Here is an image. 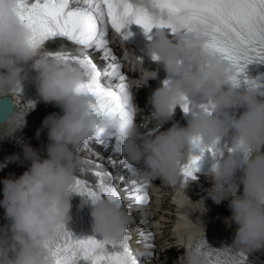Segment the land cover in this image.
I'll return each mask as SVG.
<instances>
[{
	"label": "clouds",
	"instance_id": "9594fccd",
	"mask_svg": "<svg viewBox=\"0 0 264 264\" xmlns=\"http://www.w3.org/2000/svg\"><path fill=\"white\" fill-rule=\"evenodd\" d=\"M14 7L15 0H0V93H17L22 69L30 64L36 73L33 82L37 95L45 104L59 107L63 114L53 113L44 119L37 139L46 130L47 142L40 148L17 140L21 153L0 163V171L10 163L26 167L22 175L0 179L4 220L0 224V264H52L51 258L44 259V245L70 223L73 185L81 170L77 149L93 141L98 128L108 135L112 130L119 133L122 155L127 163H143V179L178 188L189 200L182 168L231 133L232 147L223 149L206 178L210 184L207 196L217 205L228 202L231 215L225 224L236 226L233 244L237 249L247 253L264 250V92L254 86L245 91L232 86L229 63L206 50L205 41L195 33L179 32L170 39L166 31L157 29L149 47L159 63L155 69L141 63L140 78L144 87L150 80H158L161 71L172 78L153 91L150 118L162 129L183 98L197 94L208 98L210 112L196 113L184 128L156 133L136 124L134 114L139 108L135 106L130 123L112 115L93 120L90 112L95 98L77 92L84 79L79 68L47 59L52 53L44 46L32 48L30 33ZM226 85L231 86L225 90ZM25 108L23 127L30 112L27 104ZM241 108L244 111L234 119L233 113ZM242 162L239 185L230 183ZM88 203L82 197L81 207ZM90 215L93 231L110 241L124 237L133 222L126 206L103 198L91 203ZM179 261L209 264V256L189 242Z\"/></svg>",
	"mask_w": 264,
	"mask_h": 264
},
{
	"label": "snow or ice",
	"instance_id": "6c2138e0",
	"mask_svg": "<svg viewBox=\"0 0 264 264\" xmlns=\"http://www.w3.org/2000/svg\"><path fill=\"white\" fill-rule=\"evenodd\" d=\"M14 12L29 31L32 48L58 41L77 46L75 53L51 51L46 58L79 68L84 79L77 92L95 98L90 112L93 120L103 115L115 116L124 123L133 120V112L127 107L131 99L127 77L108 47L109 25L124 40L131 33L122 30L132 23L142 27L146 35L153 29L167 31L173 38L179 32L195 33L205 41L206 50L229 63L234 87L239 86L247 65L264 63V0H15ZM91 51L101 53L100 59L106 62L103 67L94 62ZM244 82L258 87L247 78ZM180 107L188 112L186 97ZM203 110L210 112L211 106H203ZM95 131L97 144L105 145L108 134L103 128ZM202 155L191 158L182 168L185 183L197 179L194 173ZM94 175L98 180L95 187L76 178L73 192L91 203L103 198L124 205L128 200L129 211L149 203L147 181L132 180L130 187L118 188L114 183L106 184L100 172ZM139 236L137 243L144 240L153 250L148 257L150 264L154 258V244L148 242L151 233L140 231ZM131 239L129 232L111 241L79 239L61 229L45 243L44 259L51 258L52 264H141L130 246ZM194 247L208 253L209 264H244L246 259L243 252L236 256L227 249H210L203 239Z\"/></svg>",
	"mask_w": 264,
	"mask_h": 264
},
{
	"label": "bare ground",
	"instance_id": "6f19581e",
	"mask_svg": "<svg viewBox=\"0 0 264 264\" xmlns=\"http://www.w3.org/2000/svg\"><path fill=\"white\" fill-rule=\"evenodd\" d=\"M1 94V93H0ZM26 124V123H25ZM5 124H2V125H0V141L2 140V137H4V135L5 134H7V133H9L12 129H14L15 128V125H16V122L15 121H12L11 123H9V124H7V125H5V128H4V130L3 129H1L2 128V126H4ZM34 140V139H33ZM47 141L45 140V139H43V140H38V141H34V142H32L31 143V146L32 147H34V148H38L40 145L42 146L43 144H45ZM0 148H2L1 146H0ZM2 154V153H1ZM10 156H12V155H7V156H2V157H4V160H5V158H7V157H10ZM3 160V161H4ZM0 162H2V160H0ZM17 167V165H16V163H15V165H11L10 166V169H15ZM4 172H5V170H3V171H0V177L2 176V174H4ZM12 174H14V171H13V173ZM8 177V176H7ZM4 178H6V177H4ZM0 187H2V185H0ZM0 198H2V197H0ZM157 203H159V201H157ZM170 209V206H165V209ZM168 209V210H169ZM224 213H225V215H224V217L226 218V217H230V215H231V213H230V211L229 210H225L224 211ZM3 215V210L2 209H0V222H1V219H2V216ZM168 218V217H167ZM166 217H164V216H160V221H162L163 219H167ZM158 219V222H159V218H157ZM165 221V220H164ZM160 224H161V222H159ZM166 222H164V224H165Z\"/></svg>",
	"mask_w": 264,
	"mask_h": 264
},
{
	"label": "water",
	"instance_id": "95a60500",
	"mask_svg": "<svg viewBox=\"0 0 264 264\" xmlns=\"http://www.w3.org/2000/svg\"><path fill=\"white\" fill-rule=\"evenodd\" d=\"M4 100H7L3 102ZM0 103H7V105H0V124L4 123L9 119L13 113V103L8 98L0 99ZM12 105V106H11Z\"/></svg>",
	"mask_w": 264,
	"mask_h": 264
},
{
	"label": "rangeland",
	"instance_id": "374dc122",
	"mask_svg": "<svg viewBox=\"0 0 264 264\" xmlns=\"http://www.w3.org/2000/svg\"><path fill=\"white\" fill-rule=\"evenodd\" d=\"M161 224H164V222H162Z\"/></svg>",
	"mask_w": 264,
	"mask_h": 264
}]
</instances>
